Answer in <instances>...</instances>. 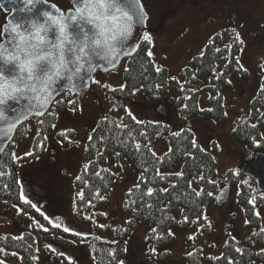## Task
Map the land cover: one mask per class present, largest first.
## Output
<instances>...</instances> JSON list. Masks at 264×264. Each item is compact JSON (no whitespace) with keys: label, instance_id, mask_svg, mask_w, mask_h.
<instances>
[{"label":"trees","instance_id":"1","mask_svg":"<svg viewBox=\"0 0 264 264\" xmlns=\"http://www.w3.org/2000/svg\"><path fill=\"white\" fill-rule=\"evenodd\" d=\"M236 32L233 28L227 30L225 34L223 31H215L208 38L201 52L194 55L188 64L180 70V79L177 77L170 79L165 67H159L162 69L160 72L155 70L157 66L152 57L148 56L149 43L143 38L135 54L126 58L123 84H127L128 87L123 91L119 90L120 86L110 87L117 89L115 92L111 91L109 87H103L106 101L111 104L113 109H119L123 114L120 118L104 115L98 118L89 130L84 146V159L73 180L77 191L73 195L72 212L78 219L92 221L93 217H96L97 220L106 217L103 212L96 211V209L106 203L107 195L116 179V173L108 167L109 156L125 159L138 173V182H140L142 172L140 154L133 150L131 137L127 136V131L131 130L136 140L142 145L147 144L148 148L152 149L157 136L166 137L169 147L159 155L163 158V163H156L153 158L145 165L150 169L146 173L149 183L142 184L139 190L135 189V184L125 191L121 209L127 215V219L124 226L110 227L113 239L101 237L98 231L103 227L98 224L94 225L92 233L86 235L78 237L75 233H69L74 241L87 245L93 264H124L125 242L139 223L148 224L150 229L146 236L148 249L145 257L137 264H162V260L169 257V251L163 249L155 254L152 249L164 248L172 242L174 236L168 233L169 230L172 232L173 227L185 230L190 226H196L200 228V232L209 231L208 224L203 219L197 220L196 217L202 212L205 213V208L208 205L216 204L215 195L218 191L219 181L235 188L237 205L245 220L251 221L246 225L252 228V233L246 237L245 243L242 245H239L237 239L227 234L221 251L217 254H206L202 248L196 247L185 254L187 264H229L230 260L235 264H264V251H262L264 249V232L260 231L261 228H264V220L260 213L259 217L254 214V212H259V208L264 205V198H262L264 192L256 186L254 178L241 169L242 163L239 167L227 169L222 176L218 177L212 153L202 148L198 143L199 149L191 148L190 142L195 136L192 131H188V127L183 126L178 130L171 131L167 123L149 119H136L143 121L142 124H136L125 111L127 104L139 92L132 94L134 88H140V92L148 100L157 102L161 92H166L169 81H173L175 85L173 100L182 122L201 117L222 123L226 118L223 92L231 86V74L238 72L240 77L244 79L248 77L247 70L239 62L242 44L235 40ZM216 49H220V51L217 52ZM94 81L93 77L92 86L97 85ZM99 86L101 87V85ZM63 96L71 95L67 92L59 95L45 115L40 118L28 119L27 122L33 121L35 125L31 155L15 156L18 159L13 157L14 141L25 139L30 133L27 122L17 128L12 142L0 154V173H4L0 175V201L18 206L21 213L39 214L32 203H26L25 199L21 198L20 161L42 153L46 134L52 130L51 125H54L56 121L55 109L68 107L75 114L78 113L79 108L75 99L77 95L72 97L75 104L72 101L67 105ZM114 104L115 107H113ZM185 105L187 108L184 107ZM105 117L107 120L104 119ZM41 120H43V124L40 123ZM122 122L129 125V129L116 127ZM253 124L256 125L255 128L251 127ZM263 127L264 73L256 94L248 103L247 112H241L234 119L231 131L235 142L245 147L248 153L247 162L252 159L255 153L259 151L264 153V141H261L260 147H257L252 139L253 137L256 140L261 139ZM234 128L235 131H233ZM181 130L183 131L181 132ZM140 132H144L145 136H140ZM177 132H181L179 137L173 135ZM61 133L71 135L74 131L71 129L61 131L57 134L58 138L62 137ZM101 137L104 139L102 140ZM121 141H125L127 146ZM170 147L173 149L172 152H169ZM213 149L215 150V146ZM187 151L194 153L195 158L189 159L184 155ZM141 152L146 154L147 150L142 147ZM116 153H120V155L117 156ZM156 168L160 169L165 179L159 177L153 179ZM181 170L185 173L183 179L170 175ZM234 171H238L239 175H233ZM201 174L204 179L199 178ZM189 181H191V187L188 186ZM209 181H216V183L213 184ZM172 183L177 184L175 189L171 187ZM147 187L168 188L169 191L167 193L158 191L152 197H144L141 201V193L146 192ZM130 189H132L131 193ZM201 189H203V195L196 197L194 193ZM209 192L214 195H207ZM81 193L83 194L82 198ZM253 197L255 198V207L249 203ZM145 204H151L152 207L146 208ZM177 210H180L178 219L175 216ZM185 216L188 217L189 222L187 223L183 222ZM153 229L156 231L154 232ZM36 240L35 233L30 231H24L19 236L0 235V264H12L14 254L18 255L20 264H37ZM210 247L214 250L216 248L212 245ZM236 248L243 249V254L237 253ZM110 253H114V255H110Z\"/></svg>","mask_w":264,"mask_h":264},{"label":"rangeland","instance_id":"2","mask_svg":"<svg viewBox=\"0 0 264 264\" xmlns=\"http://www.w3.org/2000/svg\"><path fill=\"white\" fill-rule=\"evenodd\" d=\"M48 1L63 10L71 6L69 0ZM141 3L147 13L145 34L152 38L148 42L149 51L153 53L151 57L157 67L167 69L170 79H180V70L194 55L201 52L215 31H223L225 34L231 28L243 40L239 62L247 70L248 77L244 79L238 72L231 74V86L223 92L226 118L222 123L201 117L182 122L173 100V81H169L166 92H161L159 101L152 102L139 91L126 109L138 120L165 122L171 131L188 127L197 143L212 153L218 177L227 169L244 164L248 160V153L244 146L235 142L231 131L234 119L241 112H247L248 103L256 94L264 73V0H141ZM5 17L6 13L0 8V31ZM125 67L126 59H123L112 71L104 74L96 72L94 80L99 83L91 85L86 93L75 97L78 113L75 114L68 107L55 109V127L46 134L42 153L20 161L21 195L35 205L39 214L21 213L18 206L0 201V235L19 236L24 231L35 233L37 264H69L68 257H71V264H93L87 245L74 241L69 233H79L78 237L86 235L92 233L94 225L98 224L103 227L98 234L106 239H113L110 227L125 225L127 215L122 211L121 203L125 191L138 183V173L125 159L113 156L108 157V167L116 173V179L106 203L96 209L105 214V219L97 220L93 217L92 221H84L72 212L73 195L77 191L73 180L84 159V146L89 130L104 115L120 118L123 114L106 101L103 87L121 86ZM72 97L63 96L66 105L73 101ZM27 123L30 128L28 137L14 141L13 149L17 157L32 150L35 125L33 121ZM67 129L74 133L57 137L59 132ZM217 144L220 145L219 148L216 147ZM168 147L167 138L157 136L152 150L161 155ZM224 185L223 181H219L218 189ZM235 195V188L230 187L225 202L220 205L210 204L205 208L211 223L209 231L200 232V228L196 226L185 230L173 227L172 242L164 248H155V254L163 249L170 253L167 259L162 260V264H187L185 254L196 247L202 248L206 254H217L221 251L227 234L237 239L239 245L244 244L246 237L252 233V228L246 225ZM259 213L264 220V205L259 208ZM175 216L176 219L180 217V210L175 212ZM65 227L71 231H64ZM149 229L148 224L139 223L132 230L125 242L124 264H137L145 257ZM210 245L215 246V250ZM12 259V264H20L18 255L14 254Z\"/></svg>","mask_w":264,"mask_h":264},{"label":"snow or ice","instance_id":"3","mask_svg":"<svg viewBox=\"0 0 264 264\" xmlns=\"http://www.w3.org/2000/svg\"><path fill=\"white\" fill-rule=\"evenodd\" d=\"M26 4L32 5L33 0H25ZM115 9V12L120 13L119 16L112 14L108 15L109 9ZM129 8L131 11H122L115 3H103L100 2L98 4H85V6L77 7L76 12L80 14V17L78 16H70L67 18V20H71L73 22L77 21L78 18H82L85 14V11L87 10V16L94 17L95 20L101 21L97 25L99 28L98 38L94 39L92 41V44L96 48H100L103 46L107 51L104 54V58L111 57L109 62L111 63L113 60L118 59V53L120 52V49L115 46L113 42L117 41L118 38L121 39H127L131 32L133 24L136 22H143L147 18V13L145 12L142 3L140 0H129ZM97 9H100L101 11L99 14H97ZM43 16L46 18V22H48L51 26H58L59 32L61 36L63 37V40H68L69 36L67 34V28L68 24L65 22L64 18H58L54 16L53 14L49 12H44ZM112 21V27H107L103 21ZM89 23H92L93 20L89 19ZM113 29H116V31L113 32ZM3 31L7 32L10 36L9 43L12 44L11 50H9L8 46L4 42H0V81H3V83H0V122H3L5 125H7L6 128L0 129V131H4L5 134L8 132H11L14 128H16L17 124L21 123L24 119H27V115H19L16 117L14 121H9V118L6 113L5 106L9 99H16L17 97H22L27 99L29 93L34 94L32 96V101L25 111L27 113H32L38 116H43L46 114V110L48 109V106L50 103H52L53 100V91L50 88V84L54 82L55 79L63 78L64 76V70L67 68L68 62L64 59L63 54L61 53L59 57V63H57L55 60H50L52 67L47 68L44 65L41 64V61H45L48 59V57L44 55H36L35 50L39 48L41 43L45 42V37L41 35L42 31L47 32L48 29L45 27V24L38 23L36 21H32L30 24L29 29H25L22 23H13V24H6L4 26ZM144 39L148 42L152 41V38L149 34H145ZM30 40L38 41L39 43H30ZM235 40L239 43H243V40L238 32L235 33ZM60 49H63L64 44L63 41H61L57 45ZM88 45L85 44L84 46L79 48V52L82 55H77L75 57V60L77 62H80L83 60L84 57H87L89 55V52L86 51ZM217 52L220 51V49H216ZM51 54H49L50 56ZM153 53L151 51L148 52V56L151 57ZM203 55V53H201ZM13 63L15 66L19 69L18 75H14L11 80H8L5 76V68L8 64ZM83 67L82 63H77V66L75 68V72L72 75L67 76V80L69 81L70 88H75L76 86L71 83L73 76L78 75ZM89 71H92V67L89 66ZM157 72H160L162 69L159 67H156L155 69ZM95 83H99V81H94ZM39 85V87L37 86ZM105 87H109L108 85H105ZM127 86V84H122L120 86V91H123ZM143 87V86H141ZM159 87V86H157ZM111 91L115 92L117 89L110 88ZM140 88H134L132 94H135L136 92L140 91ZM75 104V102H72ZM115 107V104L113 105ZM187 108V105L184 106ZM126 113L129 115V117L132 119V121L136 124H142L143 121H137L134 116H132L131 111L125 108ZM211 111V109H209ZM107 120V117L104 118ZM41 124H43V120L40 121ZM52 127H55V125H51ZM119 129H129V125L124 124L123 122L119 125H116ZM251 127L255 128L256 125L253 124ZM236 129L234 128L233 131ZM183 130H181L182 132ZM188 131H191L190 129ZM181 132L174 133V136L179 137L181 135ZM61 135H65L64 133H61ZM140 136H145L144 132L139 133ZM127 136L131 137V146L133 150L136 153L140 154L141 158V180L138 182L134 187L136 190H139L141 188V185H147L149 183V177L146 175L150 171L148 167L145 165L149 162L151 159H155L156 163H163V158L160 157L157 153H155L154 150L147 147V144L142 145L138 140H136L135 136H133V133L131 130L127 131ZM65 138H67L65 136ZM91 139V137H89ZM103 140L104 137H101ZM254 144L257 147H260L261 141H264V134H261V139L256 140L255 137L252 138ZM122 144H125L127 146V143L125 141H121ZM191 148L199 149V145L197 144L195 138L190 142ZM145 148L147 150L146 154L141 152V149ZM217 148L220 147L219 144L216 145ZM173 149L170 147L169 152H172ZM26 155H31V153H26ZM117 156L120 155V153H116ZM184 155L188 156L189 159H194V153L187 151L184 153ZM14 159H18L15 157V154L13 153ZM4 173H0V175H3ZM99 175V173H97ZM172 176L178 177L180 179H183L185 176V173L181 171H177L176 173L170 174ZM233 175H239L238 171H234ZM159 177L160 179H165L164 174L160 171L159 168L155 169V176ZM200 179H204L203 175L201 174ZM210 183L215 184L216 181H209ZM188 186L191 187V181L188 182ZM6 187V186H5ZM171 187L175 189L177 187L176 183H172ZM165 192L167 193L169 191L168 188L163 189H155L152 187H147L146 192L141 193L140 199L143 201L144 197H152L156 192ZM129 192H132V189L129 190ZM99 195V193H97ZM81 198L83 194L81 193ZM196 197H200L203 195V189L196 191L194 193ZM209 196H213L214 193H207ZM24 199V197H21ZM103 199V197H101ZM217 199H221V196H216ZM264 198V197H262ZM255 198H251L249 200V203H252L255 207ZM26 203H31L30 201H27L25 199ZM90 203V201H89ZM135 203V201H133ZM35 207V205H32ZM144 207L151 208V204H145ZM166 207V206H165ZM18 211H20L18 209ZM183 211V210H182ZM254 214L259 217V212H254ZM197 220L203 219L208 226H211L210 221L207 219V215L205 213H201V215H198L196 217ZM185 223L189 222L188 217H184ZM245 223H251L249 220H245ZM47 231V229H44ZM64 231L68 232L71 231V229L65 227ZM155 232L156 230L153 229ZM261 232H264V228L260 229ZM169 235H173L171 230H169ZM79 235V233H77ZM49 248H51V245H48ZM53 251H55L53 249ZM153 253H155V249H152ZM235 251L237 253L243 254V249L236 248ZM264 251V249H262ZM63 255V254H61ZM110 255H114V253H110ZM69 264H71V257H68ZM229 264H235L234 261H229Z\"/></svg>","mask_w":264,"mask_h":264},{"label":"water","instance_id":"4","mask_svg":"<svg viewBox=\"0 0 264 264\" xmlns=\"http://www.w3.org/2000/svg\"><path fill=\"white\" fill-rule=\"evenodd\" d=\"M70 7L62 10L56 6L53 2L48 0H33L32 5L26 4L25 0H0V8L6 13L5 22L1 26L0 32V42H4L9 50L12 48V44L9 43L10 36L7 32L3 31L6 24L22 23L25 29L30 28L32 21L45 24L48 29L47 32L41 33L45 37V42L41 43L39 48L35 50L36 55H44L48 57L45 61H41V64L47 68H51L52 65L50 60H55L59 63V57L61 53L64 59L68 62L67 68L64 70L63 78L55 79L54 82L50 84V88L53 91V100L49 104V110L54 100L62 93H69L71 96L86 93L91 86V80L94 74L99 71L104 74L117 68L121 61L125 58H129L135 54L141 41L144 38L146 32V19L141 22H136L133 24L132 32L127 39L118 38L117 41L113 42L117 48L120 49L118 53V59L113 60L111 63L109 60L111 57L104 58V54L107 51L103 46L96 48L92 41L98 38L99 28L97 25L101 21L95 20L94 17L87 16V10L82 18H78L77 21L73 22L67 20L70 16H78L80 14L76 12L77 7H84L85 4H98L103 3H115L122 11H131L129 8V0H69ZM141 2V0H140ZM145 10V9H144ZM97 14L101 11L97 9ZM44 12H49L58 18H64L65 22L68 24L67 34L69 36L68 40H63L59 32L58 26H51L46 22V18L43 16ZM108 15L115 14L117 16L120 13L115 12V9H109ZM89 19L93 22L89 23ZM103 23L111 28L112 21H103ZM116 29H113V32ZM63 41L64 47L60 49L57 45ZM30 43H39L38 41L30 40ZM88 45L86 51L89 52L87 57H84L82 61L77 62L75 57L77 55H82L79 52V48ZM49 54H51L49 56ZM77 63H82L83 67L78 75L73 76L71 81L75 88H70L67 76L72 75L75 72ZM2 66V65H0ZM89 66L92 67V71H89ZM19 69L15 64L10 63L5 68V76L8 80L14 75H18ZM3 83V81H0ZM39 87V85H37ZM28 98L17 97L16 99H9L5 109L9 121H14L19 115H27V119H24L21 123L17 124L11 132L5 134L4 131H0V154L7 148V146L12 142L17 128L25 123L28 119L32 117H42L32 113H27L25 110L28 109L29 105L33 103L32 96L34 94H27ZM158 109H161L159 107ZM3 122H0V129L6 128ZM241 169L249 176H252L255 180L256 186L264 192V153L259 151L254 154L252 159L241 165ZM229 186L224 185L219 188L215 195V202L217 205L222 204L228 198ZM216 196H221V199H217Z\"/></svg>","mask_w":264,"mask_h":264},{"label":"flooded vegetation","instance_id":"5","mask_svg":"<svg viewBox=\"0 0 264 264\" xmlns=\"http://www.w3.org/2000/svg\"><path fill=\"white\" fill-rule=\"evenodd\" d=\"M158 108H159V106H158Z\"/></svg>","mask_w":264,"mask_h":264}]
</instances>
